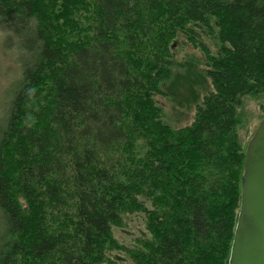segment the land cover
Instances as JSON below:
<instances>
[{"label":"trees","instance_id":"1","mask_svg":"<svg viewBox=\"0 0 264 264\" xmlns=\"http://www.w3.org/2000/svg\"><path fill=\"white\" fill-rule=\"evenodd\" d=\"M0 23L31 34L0 128V264H104L133 211L132 264H228L264 0H0ZM198 29L211 88L172 129L152 96Z\"/></svg>","mask_w":264,"mask_h":264},{"label":"rangeland","instance_id":"2","mask_svg":"<svg viewBox=\"0 0 264 264\" xmlns=\"http://www.w3.org/2000/svg\"><path fill=\"white\" fill-rule=\"evenodd\" d=\"M30 36L29 32L20 33L16 27L0 23V128L13 98L12 88L19 77L21 59L28 55V51L20 47V40H27ZM194 37L196 42L184 32L175 37V65L170 76L160 84L162 93L152 96L162 110L164 121L172 129L191 124L195 115V100L211 88L201 69L206 68L205 48L210 52L215 51V41L204 34L203 29L196 30ZM238 113L241 120L239 137L242 143H247L259 122L264 119V95L258 99L245 98ZM112 234L121 248L110 250L108 261L104 264H132L128 250L136 247L147 234L144 212L123 214L121 225L113 227Z\"/></svg>","mask_w":264,"mask_h":264},{"label":"water","instance_id":"3","mask_svg":"<svg viewBox=\"0 0 264 264\" xmlns=\"http://www.w3.org/2000/svg\"><path fill=\"white\" fill-rule=\"evenodd\" d=\"M228 264H264V119L247 142Z\"/></svg>","mask_w":264,"mask_h":264}]
</instances>
